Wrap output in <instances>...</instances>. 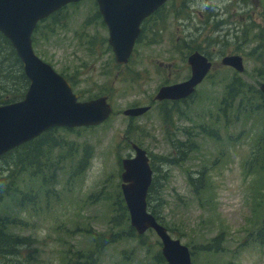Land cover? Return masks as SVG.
<instances>
[{
    "label": "rangeland",
    "instance_id": "rangeland-1",
    "mask_svg": "<svg viewBox=\"0 0 264 264\" xmlns=\"http://www.w3.org/2000/svg\"><path fill=\"white\" fill-rule=\"evenodd\" d=\"M49 20L33 35L36 56L69 77L82 100L109 94L114 113L97 127L48 130L0 157L4 186L12 180L20 190L0 205V213L19 219L12 229L23 241L17 263L67 264L76 253L92 252L98 261L90 264H156L159 239L150 230L131 232L122 212L121 161L133 156L132 142L151 162L148 211L188 248L191 264H264V231H257L264 221V180L251 173L247 158L264 126V51L258 40L264 0H172L141 25L125 66L114 61L94 0L65 7L54 26ZM7 51L0 41V101L22 100L13 98L19 78H4L13 67ZM194 51L213 69L190 97L138 118L123 115L153 99L160 87L188 79L187 57ZM230 55L242 58V73L221 64ZM234 76L253 105L236 109L228 100L223 113ZM188 174L198 179L195 187ZM24 194L31 203L19 208L15 199ZM96 237L104 241L99 250Z\"/></svg>",
    "mask_w": 264,
    "mask_h": 264
},
{
    "label": "water",
    "instance_id": "water-1",
    "mask_svg": "<svg viewBox=\"0 0 264 264\" xmlns=\"http://www.w3.org/2000/svg\"><path fill=\"white\" fill-rule=\"evenodd\" d=\"M82 0H0V34L10 43L19 59L29 86L22 101L0 106V156L34 139L52 127L96 126L111 113L106 96L77 102L78 96L66 80L41 61L32 47V34L38 22L71 3ZM108 29V44L116 64L125 65L140 34L141 22L167 0H95ZM190 78L179 84L161 87L156 101L179 100L190 96L209 72L211 63L198 52L187 58ZM221 64L242 73V58L226 56ZM264 96V83L259 87ZM148 107L130 108L127 117H139ZM134 157L121 162V192L128 210L130 226L138 235L153 230L162 244L161 255L167 264H191L186 246L173 240L148 212L146 196L152 171L146 152L131 144Z\"/></svg>",
    "mask_w": 264,
    "mask_h": 264
},
{
    "label": "trees",
    "instance_id": "trees-1",
    "mask_svg": "<svg viewBox=\"0 0 264 264\" xmlns=\"http://www.w3.org/2000/svg\"><path fill=\"white\" fill-rule=\"evenodd\" d=\"M60 13H61V11H58V13H55L48 18V19H50L49 21L52 23L53 26L55 24H57V22H54V21L57 19L58 15H60ZM45 21L46 20L39 22V24L37 25V28L34 32L35 35L37 34L40 26L43 25V23H45ZM51 32H52V30H51ZM33 40H35V36H34ZM258 40H259V49L264 51V28H262L259 31ZM0 41L3 44V46L5 45L6 49L8 50L7 54H8L9 59L12 61V65H13V67L8 68L10 72H8L4 78L8 79V80H11L13 78H15V79L19 78L21 83H19V86L17 84L16 88H14L15 91H14L13 98L16 96H19V95L24 96V94L28 88V81H27L26 77L24 76L22 65H21L19 59L17 58L14 50L12 49L11 45L9 44V42L6 39H4V37L1 34H0ZM262 53H264V52H262ZM1 73H2V71H0V74ZM67 78L70 79L69 77H67ZM232 80H233L231 83L232 87L227 88V92H225L222 106L220 105L223 113H224L223 107L225 108V110H227V108H228V100L232 101L233 105L236 104V109L240 108L243 110H247L249 107H252V105H253V104L249 103L251 100H247L245 98V95H246L244 92L245 86H244V83L241 82V78L239 76H234ZM259 93H260L259 98L262 100V102L259 106H264V96L261 92H259ZM18 101H20V99L19 100L12 99L10 101L2 100V101H0V104L4 105V104L15 103ZM257 107H255V108L258 110ZM248 116H250V115H248ZM255 123L257 124V121ZM254 137L255 138L252 139L253 144H251L252 150H250V154L248 155L247 158H248L249 162L252 163V168L250 167L251 173L259 172L257 177L262 178L264 180V173H262L264 171V167L257 165V163L260 161L264 162V126L261 128L260 132L257 133ZM42 141H43V139H40L38 142L35 143V145L36 146L41 145L40 143H42ZM16 149H14V150H16ZM21 149L22 148H19L18 150H21ZM38 150H39V148L37 147L33 151V153L36 154L38 152ZM10 152L14 153L15 151L12 150ZM10 152L5 154L4 156L7 155L6 157H8L10 155L9 154ZM201 173H203V172L198 171V173H196V174L199 175L200 177H196V178H199L201 180L202 179ZM187 178L189 180L190 185L192 187H195L194 182L198 181V179L193 178L192 174H188ZM4 182H5L4 179L0 178V205H2L4 203L3 197H8L11 194H14V192L20 191L18 187L13 188L14 181L11 180L10 183H7L5 186L3 184ZM261 182H264V181H261ZM152 187H153V185H151V187L149 189L148 196L152 191ZM194 191H195V194L198 193L197 189H194ZM148 196H147V199H148ZM15 200L17 202V207H19V208L21 207L20 205H22V206H24V204L30 205V203H31L30 196L28 194L21 195L18 198H16ZM147 205H148V203H147ZM124 206H125V204H124ZM122 212H123V214L125 213V215L128 216V212H127L126 207L123 208ZM18 221H19V219H17L15 221L14 217H12L8 214L0 213V264H18L16 260L21 259L19 256H20V250H21V246L23 244V241L19 237H17L16 235H14V233L12 232L13 228L17 229ZM127 221L129 222V217L127 218ZM254 223H256V222H254ZM262 224L264 226V221H262ZM262 224H260L258 226L259 228L257 230L260 235H261V232L264 231V227L261 226ZM130 231L134 232L133 229H131V228H130ZM103 242L104 241L102 239H100L99 237L94 238V249L99 250L100 247L102 248ZM23 248H24V246H23ZM97 254L98 253L89 252L88 254H84V257H81L80 253H76V255L69 257L67 264H69L68 263L69 261L73 262L72 264H75L74 260H76V261L83 260L82 262H84V264H90V262L96 263L98 261V257L96 256ZM27 257L29 259H31L32 254L28 255V253H26V258ZM26 258H24V260H26ZM156 260H157L156 264H166L164 259L160 255L155 259V261Z\"/></svg>",
    "mask_w": 264,
    "mask_h": 264
},
{
    "label": "flooded vegetation",
    "instance_id": "flooded-vegetation-1",
    "mask_svg": "<svg viewBox=\"0 0 264 264\" xmlns=\"http://www.w3.org/2000/svg\"><path fill=\"white\" fill-rule=\"evenodd\" d=\"M167 3V2H166ZM165 5V4H164ZM162 8H160L159 10H157L155 13H154V15L155 14H159L160 13V10H161ZM99 15V14H98ZM154 15H152L151 17H149L148 19H146L145 21H144V23H143V25H145L146 23H148L152 18H153V16ZM99 17H100V20H101V22H102V19H101V16L99 15ZM103 23V22H102ZM106 28V27H105ZM211 65H212V69H213V63H211ZM189 67V66H188ZM190 69V68H189ZM212 69H211V71H212ZM190 71V70H189ZM211 71L208 73V74H206V76L203 78V80L204 79H206L210 74H211ZM190 78V77H189ZM188 78V79H189ZM188 79H184L183 81H181V82H179V83H183V82H185V81H187ZM71 82V81H70ZM174 84H178V83H174ZM174 84H170V85H166V86H171V85H174ZM195 92V91H194ZM193 92V93H194ZM192 93V94H193ZM191 94V95H192ZM80 95L82 96V94L80 93ZM190 95V96H191ZM100 96H102V94H100ZM190 96H188V97H190ZM99 97V96H98ZM188 97H186V98H188ZM82 98H83V96H82ZM97 98V97H96ZM186 98H183V99H179V100H164V101H161V102H158V101H156V100H154V98L153 99H149V101L146 103V104H141V105H133L131 108H137V107H148L149 108V110L147 111V112H151V111H154L155 110V108H156V106L157 105H160V104H162V105H178L179 103H181V102H183V101H185V99ZM84 101H88V100H84ZM146 112V113H147ZM145 113V114H146ZM144 115V114H143ZM143 115H141V116H143ZM45 133H43L42 135H44ZM41 135V136H42ZM40 136V137H41Z\"/></svg>",
    "mask_w": 264,
    "mask_h": 264
}]
</instances>
